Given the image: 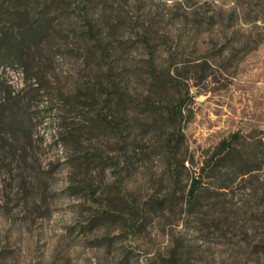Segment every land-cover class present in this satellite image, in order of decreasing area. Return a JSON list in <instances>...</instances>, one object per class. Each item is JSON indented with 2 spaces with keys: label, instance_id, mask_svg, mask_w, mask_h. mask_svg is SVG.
<instances>
[{
  "label": "rangeland",
  "instance_id": "obj_1",
  "mask_svg": "<svg viewBox=\"0 0 264 264\" xmlns=\"http://www.w3.org/2000/svg\"><path fill=\"white\" fill-rule=\"evenodd\" d=\"M0 264H264V0H0Z\"/></svg>",
  "mask_w": 264,
  "mask_h": 264
},
{
  "label": "trees",
  "instance_id": "obj_2",
  "mask_svg": "<svg viewBox=\"0 0 264 264\" xmlns=\"http://www.w3.org/2000/svg\"><path fill=\"white\" fill-rule=\"evenodd\" d=\"M7 56L9 57V58H11L13 61H18V59H20V55L19 54H17V53H7ZM178 105H176L175 106V109H176V111H178V114L181 112V108H182V106H181V100H179L178 101ZM174 116H176V115H174ZM177 119V118H176ZM170 141H171V143L173 142L171 139H170ZM174 143V142H173ZM198 185H199V180H198V178H195L194 180H193V183H192V186L190 187V189H189V195L191 196V197H194V192H195V189L198 187Z\"/></svg>",
  "mask_w": 264,
  "mask_h": 264
}]
</instances>
